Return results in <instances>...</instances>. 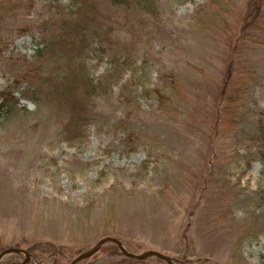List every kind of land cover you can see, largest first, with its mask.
I'll return each mask as SVG.
<instances>
[{"label":"rangeland","instance_id":"1","mask_svg":"<svg viewBox=\"0 0 264 264\" xmlns=\"http://www.w3.org/2000/svg\"><path fill=\"white\" fill-rule=\"evenodd\" d=\"M252 1L158 0L148 17L110 0H0V253L24 251L0 264H70L106 236L174 264H264ZM105 33L123 45L114 68ZM113 247L78 264H167Z\"/></svg>","mask_w":264,"mask_h":264},{"label":"trees","instance_id":"2","mask_svg":"<svg viewBox=\"0 0 264 264\" xmlns=\"http://www.w3.org/2000/svg\"><path fill=\"white\" fill-rule=\"evenodd\" d=\"M78 2H90V0H77ZM111 1V3L113 4V5H115L116 7H119V8H121V9H123V10H125V11H135V12H138V13H140L141 15H146V16H148V17H152V16H158V4H157V1L158 0H110ZM3 4V3H2ZM256 4H257V0H253L252 1V5H254V6H256ZM3 8H5L4 6H2L1 5V8L0 9H3ZM249 14H254V17H253V21H255L256 20V17H255V15L257 14L258 15V7H253V8H251V10L249 11ZM259 18V17H258ZM258 18H257V22H258ZM58 29H59V24H58V26L56 25V28H55V32L56 31H58ZM85 32L86 31H81V32H79V35L80 36H84V34H85ZM97 32H98V30H97ZM94 35H96V38H99L100 36H102L101 34L99 35V34H96V33H93ZM106 34V33H105ZM105 34H103V35H105ZM50 37V36H49ZM105 40H106V47L110 50V56L113 58V60H111V64H112V66H113V68H114V60L116 59V57H117V55L120 53V54H123L124 53V51H122L123 50V45H121V44H117V42H115L114 41V39H113V37H112V35L110 34V33H107L106 34V36H105ZM42 45H43V48L45 47V42H42ZM42 49V48H41ZM125 49V48H124ZM39 51V50H38ZM37 53V56L39 57V56H41V54H40V51L39 52H36ZM230 67H231V65H230ZM25 75V74H24ZM21 77H24L23 75L21 76ZM23 79V78H22ZM31 81H33V80H31ZM174 81V80H173ZM173 81H171V83H170V87L172 88V89H176L177 88V85H176V82H173ZM20 82V81H19ZM33 83V82H32ZM88 86H91V84H89ZM155 93H157V95H158V98L160 99V102H161V104L160 105H162L163 103H165V101H164V96H166V95H164L160 90H158V91H154ZM229 92H226V89H225V92L223 93V96L225 97L226 96V100L228 101V102H233V100H232V96L233 97H237V91H231V93L230 94H228ZM228 94V95H227ZM4 100V99H3ZM2 106H4V105H2ZM238 108V104L237 105H234V106H232V108H231V110L233 109V110H236ZM263 138H264V136H263ZM263 138H261V141H260V147H259V149H260V151L261 152H263L264 151V139ZM130 139H132V137L130 138ZM107 237V236H106ZM119 240V239H118ZM120 241V240H119ZM121 242V241H120ZM122 243V242H121ZM112 245H114V249H118L119 251H120V249H119V247L116 245V244H114V243H111ZM91 249V248H90ZM121 252V251H120ZM122 253V252H121ZM80 254H82V253H80ZM80 254H78V255H80ZM77 255V256H78ZM122 255H124L123 253H122ZM128 258V257H127ZM131 259H133V258H131ZM127 261H129L130 262V259H126ZM161 260V259H160ZM84 261V260H83ZM83 261H80L79 263H81V262H83ZM133 261V260H132ZM135 261H136V259H135ZM134 261V262H135ZM163 261V260H162Z\"/></svg>","mask_w":264,"mask_h":264},{"label":"water","instance_id":"3","mask_svg":"<svg viewBox=\"0 0 264 264\" xmlns=\"http://www.w3.org/2000/svg\"><path fill=\"white\" fill-rule=\"evenodd\" d=\"M108 242H112V243H115L120 251L126 255L127 257L129 258H134V259H145V258H149V257H156V258H159V259H162L164 260L167 264H174L166 255L158 252V251H155V250H148V251H145L143 252L142 254L140 255H136V254H131L129 253L125 248L124 246L122 245V243L115 239V238H112V237H105V238H102L98 241L97 245L92 248L91 250H88L87 252L77 256L70 264H77L78 262H80L81 260H84V259H87V258H90L92 257L93 255H95L100 249L101 247L105 244V243H108ZM10 252H19V253H23L24 251L23 250H20V249H16V248H10V249H7L5 251H3L2 253H0V261L7 255L9 254Z\"/></svg>","mask_w":264,"mask_h":264}]
</instances>
